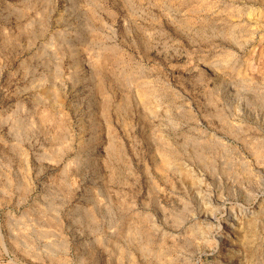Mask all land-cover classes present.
Returning <instances> with one entry per match:
<instances>
[{
  "label": "rangeland",
  "instance_id": "obj_1",
  "mask_svg": "<svg viewBox=\"0 0 264 264\" xmlns=\"http://www.w3.org/2000/svg\"><path fill=\"white\" fill-rule=\"evenodd\" d=\"M0 264H264V0H0Z\"/></svg>",
  "mask_w": 264,
  "mask_h": 264
}]
</instances>
